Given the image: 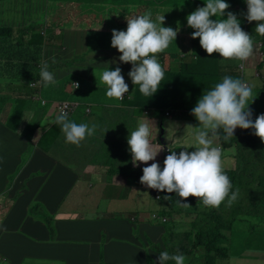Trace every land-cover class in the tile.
Wrapping results in <instances>:
<instances>
[{"label":"crops","instance_id":"0c3cea01","mask_svg":"<svg viewBox=\"0 0 264 264\" xmlns=\"http://www.w3.org/2000/svg\"><path fill=\"white\" fill-rule=\"evenodd\" d=\"M191 1L186 0L182 10H179L180 7L176 8L172 18L177 24L187 25L186 18L193 11L187 9L186 4ZM76 4H79L80 8L85 4L98 6L94 11L104 13L105 20H112V23H104L101 29L95 24L87 25L84 21L73 26L71 20L58 26L59 22L55 21L54 17L68 16L70 8ZM108 4L109 0H37L34 9L25 12L14 8L11 3L0 0V24L19 25L17 34L1 36L0 41L6 46H17L18 43L29 40V52L25 50L26 61L18 57L15 48L16 53L11 60L16 61L14 67L18 64L23 66L19 71L24 74L26 84L38 89L36 97L30 98L27 90L20 84L17 92L9 95V99L0 101V264H143L142 250L136 249L127 237L118 233L119 230L130 227L128 220L136 221L137 217L129 219L106 212L102 213L101 217L86 219L79 214L56 213L61 197L75 186L82 187L76 170L79 161L94 156L92 153H101L103 150L96 140L109 138L114 134L118 120L115 105L126 99H133L134 90L139 91V85H134L131 81L129 92L123 100L110 99L101 104L93 99L72 98L74 93L92 97L100 88L95 74L99 75L105 69L113 70L123 65V62L119 61L121 53L111 46L112 31L119 30L120 26H114L115 21L107 16L104 8H101ZM229 4L236 7L239 16L245 19L243 0H231ZM113 5L121 8L113 7L110 13L131 12L128 9L129 5L119 3ZM80 12L85 17L88 15L83 10ZM81 26L89 30L85 40L79 39V46L93 52L95 59L89 60L77 74L73 75L74 81L71 84L61 70L58 53L53 49L57 48L64 54L71 51L72 47H76V39L71 36L70 30L75 31ZM179 38H183V33ZM252 38L253 43L258 40V36ZM20 50L23 56V48L20 47ZM53 57L55 63H52ZM41 60L48 62L49 71L53 72L59 81L57 85L45 88L41 84H36L40 80ZM229 61L233 64L234 75L240 76L234 78L245 79L252 84L253 79L244 76V71L238 67V61L233 59ZM131 68L128 66L125 68L127 76ZM80 74L85 77L82 79ZM80 89L82 92L78 93ZM57 96H64L67 98L65 101L77 104L75 112L69 116L70 120L77 124L97 125L98 132L86 137L79 147L66 143L60 125L55 123L57 116L55 108L60 103L56 99ZM155 110V107L149 108L141 115L142 120H149L153 126L151 137L155 140L159 136L158 126H161L163 136L162 131L166 132L164 129L166 124L169 132L168 125L183 129L197 122L191 114L187 115V119L171 114H165L161 118ZM190 116L193 118L190 119ZM132 121L133 118L127 115L121 122V126L125 127L122 146L125 147L126 153L129 152L127 138L133 131L129 126ZM213 146L220 147L219 139L214 140ZM119 148L121 144H118L115 150L118 151ZM232 158L236 166L235 153L222 150L224 168H231ZM108 159L111 162L117 161ZM30 208L36 211L31 212ZM154 210L158 211L160 208ZM47 213L56 215L55 241H52L46 224L32 216L43 218ZM149 214L148 218L152 219ZM140 222L150 221L144 218Z\"/></svg>","mask_w":264,"mask_h":264},{"label":"clouds","instance_id":"9594fccd","mask_svg":"<svg viewBox=\"0 0 264 264\" xmlns=\"http://www.w3.org/2000/svg\"><path fill=\"white\" fill-rule=\"evenodd\" d=\"M244 2L245 19L249 23L258 22L255 33L264 36V0ZM205 4L206 6L197 7L186 18L188 26L194 29L192 39L199 38L201 47L209 56L218 53L224 60L238 61L239 68L241 62H250L254 58V48L262 39L258 36V40L253 43L252 35L242 29L237 15L227 11L230 4L225 0H205ZM126 20V30L113 29L111 46L121 53L120 62L132 64L128 73L132 83L139 85V91L144 96L152 97L164 78V70L158 62L157 54L168 49L173 40L176 41L178 32L170 26H163L165 15H157L153 19L149 12L126 17ZM55 62L53 57L52 63ZM39 65L40 80L36 84L45 88L57 85L59 81L49 71L48 62L41 60ZM95 76L98 87L101 84L107 86L106 96L109 99L123 100L125 93L129 92V85L125 82L119 66L114 70L105 69ZM253 87L256 88V85L252 86L245 79L224 76L221 82L204 92L188 112L199 122L198 126H186L195 130L194 144L191 147L195 150L188 151L189 148H184L177 153L176 150L168 149L170 154L164 159L163 168L155 162L163 149L157 151L152 144L150 121L141 120L127 138L133 165H148L142 169L140 183L160 192L175 193L184 200L190 196L196 197L208 208H219L225 201L231 206L238 198L239 189L232 190V182L223 167L222 149L213 146V142L220 138L221 130L224 134L223 140H231L237 128L253 129V134L264 142V114L253 119V111L249 107L255 99ZM262 95L259 96L261 99L264 98ZM55 123L60 125L65 142L77 147L86 137L93 136L97 128L96 124H77L69 119L68 112L63 109L55 117ZM150 161L153 162L149 164ZM163 198L169 200L171 196L166 195ZM177 203L183 207L191 206L180 199ZM185 260V255L179 252L159 253V264H169L170 261L174 264H185Z\"/></svg>","mask_w":264,"mask_h":264},{"label":"rangeland","instance_id":"374dc122","mask_svg":"<svg viewBox=\"0 0 264 264\" xmlns=\"http://www.w3.org/2000/svg\"><path fill=\"white\" fill-rule=\"evenodd\" d=\"M4 3H11L14 8L21 9L25 12H31L37 0H3ZM231 0H225L226 3H230ZM114 3L129 5L128 9L131 12L126 13H110V10L116 7ZM186 0H109L108 6L101 8L107 11V16L115 21L114 26H120L119 30L127 29L126 17H132L137 15H144V12L151 13L153 19L157 15H165L164 27H172L177 30L178 35L176 41L173 40L168 49L162 53H166L162 56L158 62L161 64L163 70L167 71L173 65L178 64L182 60L193 59L189 53L194 52L195 55L204 54V49L201 47L199 38L192 39V33L194 29L187 25L177 24L174 18H172L177 7L182 10L185 5ZM205 0H192L187 4V9L194 11L197 7L205 6ZM98 6L85 4L81 8L79 4L74 5L70 8L68 16L56 15L54 20L59 22L58 26L62 22H67L71 20L73 26H77L79 23L84 21L87 25L95 24L98 29L103 28L104 23H109V19L105 20L104 13L99 11H94ZM85 11L88 15L85 17L80 11ZM147 10V11H146ZM122 11V10H120ZM227 11L233 12L237 15L240 20L242 29L248 26L246 19L243 16H239V10L236 7L230 6ZM91 13V14H89ZM226 18V16L224 17ZM216 19V17H213ZM19 25H1L0 35L11 34L15 35L18 33ZM69 30V29H68ZM88 28L81 26L79 29L71 31V36L76 39V47H72L71 51L67 53H61L59 49L54 48L58 53V59L61 65V70L66 74L67 81L72 84L74 81L73 75L77 74L89 60H94V53L91 52L86 47L79 46V39L85 40L88 32ZM183 30V32H182ZM183 33V38L180 39L179 35ZM28 41L22 42L19 45H15V50L18 51V57L22 61H26L25 50L29 52ZM27 42V43H26ZM263 49H264V40ZM20 47L23 48V56H21ZM261 42L258 43L257 47L254 48V58L248 62L244 69V76H250L255 83L256 78L259 74H264V65L261 71L257 70V66L263 61L264 56L262 53ZM113 48V47H112ZM115 49V48H113ZM117 50V49H115ZM175 54V58L171 54ZM15 51L12 46H6L2 41H0V101L3 102L9 99V95L17 92L20 84H22L30 98L36 97L38 89L32 88L30 85L26 84V78L24 74L19 71L23 66L18 64L14 67L16 61L11 59L14 57ZM205 55V54H204ZM206 56V55H205ZM213 60L216 62V70L219 74L224 76L234 75L233 64L229 60H224L218 53H213ZM132 67L131 63H123L120 67L122 69V75L124 76L125 82L130 85L131 78L125 74L126 67ZM114 70V69H113ZM83 79L85 76L80 74ZM259 78L258 80H261ZM30 86V87H29ZM97 92L91 97H85L84 95H77L74 93L73 99L81 100H97L101 104H105L110 99L106 96L107 86L100 85ZM264 97V93L262 95ZM91 97V98H90ZM156 99L162 100L166 98V94H156ZM60 102L67 100L64 96H57ZM114 103V102H111ZM251 103V101H249ZM116 104V103H115ZM253 111V119H255L260 114H264V104L261 100L254 99V102L249 105ZM117 124L115 132L109 138H99L97 143L99 147L103 150L101 153H92L94 156L83 158L79 161L76 170L80 177L79 183L82 187H73L71 190L66 192L60 199V206L57 208L56 213L58 215H74L79 214L83 218L91 219L96 217H101L102 213L109 212L117 217L123 218H135L138 219L148 218V213L154 211V209L160 208L161 205L158 200L151 198L150 188L142 185L140 183V177L143 175L142 169L145 166L141 163L138 167L134 166L132 163V157L130 151L126 153L125 147L122 146V137L124 134L125 127L121 126L122 119L128 115V108L117 107ZM142 116H139L137 122H130L129 126L131 129L135 130L138 123L142 120ZM193 116H190V119ZM197 121V120H196ZM197 121L195 125L198 126ZM155 127V126H154ZM169 132H167V124L164 126L166 132L159 139L155 140L151 137L152 144L157 151L163 149L157 156L156 161L159 164L164 162L167 155L170 154L168 149L176 150L179 153L184 148H189L188 151H194L191 147L194 144V129L193 128H175L172 125H168ZM128 129V127H126ZM95 132H98L96 130ZM250 138L253 139L260 147L264 145V142L257 136H255L254 130L249 129ZM156 136L157 130H156ZM157 138V137H156ZM121 144L120 150H115L116 146ZM115 152L121 155L119 161L111 162L106 158V154L110 152ZM153 161H150L151 164ZM231 169L235 168L234 158L230 161ZM155 190V189H154ZM111 215V217L113 216ZM183 220L189 221V218L182 217ZM252 224L245 222H240L236 227L233 234V252L235 258H232L231 264H264V244L260 246L264 241L258 227L251 228ZM251 235H248V233ZM143 241V238L141 239ZM260 246V247H259ZM130 264V263H129Z\"/></svg>","mask_w":264,"mask_h":264},{"label":"trees","instance_id":"16d2710c","mask_svg":"<svg viewBox=\"0 0 264 264\" xmlns=\"http://www.w3.org/2000/svg\"><path fill=\"white\" fill-rule=\"evenodd\" d=\"M109 22L112 23V20ZM247 23L248 26L244 27L245 31L252 36H259L262 39L259 41L262 43L264 36L255 33L258 22L249 23L247 21ZM4 35H0V37ZM14 47L12 46L13 49ZM260 48L264 56L263 43ZM203 53L206 56L202 53L194 54L192 55L195 56L193 59L182 60L178 64L172 65L169 70H164L160 88L152 97L144 96L140 91L134 90L133 99L119 102V107L129 109L128 117H132L133 122H137L138 117L144 115L145 111L152 107L156 108L155 112L161 118L169 112L173 116L187 119L188 112L197 104L203 93L210 90L216 83L221 82L224 77L217 72L216 62L213 58L205 50ZM165 54H157V59L159 60ZM171 55L174 58L177 56ZM263 65L264 59L257 66V70L261 71ZM262 75L264 74L262 73ZM261 77L262 79L258 80ZM252 83L254 82L252 81ZM251 85H256V88L253 87V97L261 100L264 104V98L259 97L264 93V76L259 74L255 83ZM81 92V89L78 90V93ZM160 93L166 94V98L156 99V94ZM158 131L159 136L156 140L162 136L161 126H158ZM223 135L221 130L220 138H218L221 149L235 153V168H224V171L232 182V190L239 189L237 200L231 206H228L225 201L219 208H208L196 197L190 196L184 200L175 193L151 189V198L158 200L161 207L158 211H152L149 217L151 218V214H156L159 217L167 218V222L148 219L150 222L141 223L137 217L136 221L128 220L130 227L118 231L121 236L127 237L136 249L142 250L141 261L143 264H159V253L162 251H168L170 254L177 252L184 254L185 264H231L232 258H235L232 248L233 234L240 222L252 224L251 228L258 227L264 237V145L260 147L250 138L249 129L237 128L235 136L229 141H224ZM127 147H129L128 143ZM105 157L118 161L121 155L112 151ZM160 166L163 168L164 163ZM166 195L171 196V199L165 200L163 197ZM178 199L191 206H181L177 203ZM30 209L31 212L36 211L34 208ZM32 216L46 224L52 241H55L57 235L56 215L47 213L43 218ZM183 216L190 220H183ZM251 233L252 231L248 235ZM141 237L143 241L140 240ZM263 244L264 241L260 246ZM169 264H174V262L170 261Z\"/></svg>","mask_w":264,"mask_h":264},{"label":"built area","instance_id":"2783aa9c","mask_svg":"<svg viewBox=\"0 0 264 264\" xmlns=\"http://www.w3.org/2000/svg\"><path fill=\"white\" fill-rule=\"evenodd\" d=\"M247 65L248 64L246 63V61L241 62L240 63V69L242 71H244L243 68H245ZM125 95H126V93H125ZM76 107H77V104H75L74 102H71V101H63V102H60V103H58L56 105V108H55L56 109V115H58L60 113V111L63 109V110H65V111L68 112V117H69V116H71L75 112ZM151 218L153 220H159L160 222H163V223L167 222V218L159 217L156 214H153V215L151 214Z\"/></svg>","mask_w":264,"mask_h":264},{"label":"water","instance_id":"95a60500","mask_svg":"<svg viewBox=\"0 0 264 264\" xmlns=\"http://www.w3.org/2000/svg\"><path fill=\"white\" fill-rule=\"evenodd\" d=\"M162 134H164V131H162Z\"/></svg>","mask_w":264,"mask_h":264}]
</instances>
